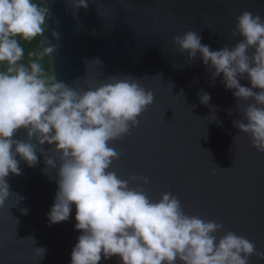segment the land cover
<instances>
[{
	"label": "water",
	"instance_id": "95a60500",
	"mask_svg": "<svg viewBox=\"0 0 264 264\" xmlns=\"http://www.w3.org/2000/svg\"><path fill=\"white\" fill-rule=\"evenodd\" d=\"M42 3L49 9L42 43L58 45L49 56L57 81L87 90L89 80L99 86L108 76L126 75L139 78L153 93L138 125L110 142L121 156L109 170L121 179L147 178L144 187L151 200L171 192L186 214L222 222L218 237L233 231L264 251V153L252 146L249 134L233 126L253 101H237L235 90L221 82L223 74L213 83V70L199 53L189 60L173 42L174 36L193 31L210 50L234 47L242 39L232 35L236 18L247 10L264 19V0H88V7L79 10L72 0ZM97 59L100 64L93 63ZM240 83L251 87L246 77ZM201 92L210 95L207 105L200 102ZM14 138L27 139L26 130ZM37 148L35 166L17 156L21 175L6 178L10 191L24 199L16 204L9 197L0 207V264H71L72 248L81 235L75 229V204L67 221L50 224L58 168L46 169L44 162L54 145ZM24 208L27 214L21 213ZM40 247L46 249L42 259L36 255ZM99 264L122 261L102 257ZM248 264L264 260L253 255Z\"/></svg>",
	"mask_w": 264,
	"mask_h": 264
},
{
	"label": "clouds",
	"instance_id": "9594fccd",
	"mask_svg": "<svg viewBox=\"0 0 264 264\" xmlns=\"http://www.w3.org/2000/svg\"><path fill=\"white\" fill-rule=\"evenodd\" d=\"M72 6L86 9L88 0H72ZM48 18L42 0H0V207L9 197L16 204L24 199L10 191L6 180L10 173L21 175L17 156L33 167L38 163L37 145L47 143L54 148L45 156L46 169L58 168L48 220L50 224L67 221L75 204V229L81 232L71 264H99L102 257L113 256L122 264H248L253 255L264 260V251H257L246 237L233 231L218 237L224 230L222 222L186 214L173 193L165 192L153 201L144 187L147 178L121 179L109 170L121 156L110 142L138 125V117L153 103V93L140 85L139 78L126 75L108 76L99 86L89 80L87 90L73 88L57 81L53 72L45 76L36 59L22 63L21 40L40 37L39 58L56 51L58 45L42 43ZM236 21L232 35L242 39L234 47L210 50L193 31L174 36L173 42L189 60L199 53L203 64L213 70V83L223 74L221 82L235 90L237 101H253L233 126L249 134L252 146L264 153V19L246 10ZM52 37L60 38L56 31ZM245 77L251 87L241 85ZM199 98L205 105L210 101L208 93L201 92ZM20 129L26 130L27 139L14 138ZM133 182L140 183L131 187ZM27 211L21 209L22 214ZM45 253V248H36L40 259Z\"/></svg>",
	"mask_w": 264,
	"mask_h": 264
},
{
	"label": "trees",
	"instance_id": "16d2710c",
	"mask_svg": "<svg viewBox=\"0 0 264 264\" xmlns=\"http://www.w3.org/2000/svg\"><path fill=\"white\" fill-rule=\"evenodd\" d=\"M21 45L25 49V56L22 63L27 64L29 61L36 59L39 63L42 64L44 69V75L49 76L51 75L50 68H49V56H44L43 58H39L38 53L40 52L42 45H41V38L37 37L32 41H20ZM31 53H37L36 56L30 55ZM3 66H0L2 68Z\"/></svg>",
	"mask_w": 264,
	"mask_h": 264
}]
</instances>
